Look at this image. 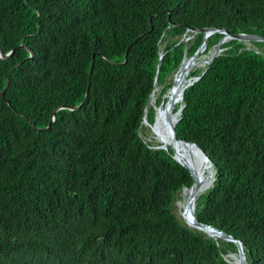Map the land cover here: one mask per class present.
Returning a JSON list of instances; mask_svg holds the SVG:
<instances>
[{"label":"trees","instance_id":"16d2710c","mask_svg":"<svg viewBox=\"0 0 264 264\" xmlns=\"http://www.w3.org/2000/svg\"><path fill=\"white\" fill-rule=\"evenodd\" d=\"M207 28L264 37V0H0V48L16 50L0 58V264H234L235 243L175 211L193 185L187 151L146 140L144 124L171 88L169 132L205 71L190 58L205 34L184 37ZM222 49L175 108L177 137L214 165L198 221L264 264V42ZM185 57L194 71L173 84Z\"/></svg>","mask_w":264,"mask_h":264},{"label":"water","instance_id":"95a60500","mask_svg":"<svg viewBox=\"0 0 264 264\" xmlns=\"http://www.w3.org/2000/svg\"><path fill=\"white\" fill-rule=\"evenodd\" d=\"M155 16H153L151 18V22H152V19L154 18ZM190 32H194V33H204L205 34V38H204V42L202 44V46L199 48V50L196 52V54L194 56H191L190 58H194V57H200V55L206 50L207 48V40L208 38H210L211 36H213L214 34H217V33H221L223 34V38L218 42V44L216 45V48L215 50L210 54V56L204 61V60H200L199 62H204V66L203 68H205V71L202 73L201 77H196V78H192V82L190 83L189 87L193 86L196 82H198L205 74L206 72L208 71L210 65L221 55V53L223 52V49H222V45L224 43H226L227 41L229 40H237V41H240V42H245L247 44H252L254 42H264V37L263 36H259V35H255V34H233V33H230L228 30L226 29H216V28H207V29H203V30H197V29H188L187 30V33L184 37L185 40H189V38L187 37L188 34ZM140 38V37H139ZM131 47H129L128 51H127V54H126V58H127V55L129 53V50H130ZM18 49H24V50H27L30 54V56L28 57V59H33L35 57V53L30 50L29 48H27L26 46H20ZM15 52L16 50H13L12 52L8 53V54H5L1 48H0V58L2 59H10L12 58L14 55H15ZM186 58V57H185ZM184 58V60H185ZM164 59V54H161L160 55V63H159V68L161 66V63ZM94 60L95 58H93V64H92V69H91V72H90V81H91V78H92V74H93V68H94ZM183 60V61H184ZM127 61V60H126ZM125 61V63H126ZM23 64V62H20L18 63L15 68H18L19 66H21ZM14 68V69H15ZM14 69L11 70L10 72V75H9V78H8V81H7V84L4 88V90L1 92V97L3 99L6 100V102L11 105V103L5 98V94H6V91L9 87V84H10V81H11V78H12V75L14 73ZM89 85H90V82H89ZM188 87V88H189ZM186 91V90H185ZM185 93V92H184ZM166 96V95H165ZM165 96H164V100H165ZM183 99H184V95H183ZM152 100V96L150 98V101ZM164 100H163V103H164ZM84 103V102H83ZM83 103L80 105V106H72V107H69V106H61L59 107L55 112L54 114H56L58 111L60 110H63V109H68V110H71V111H75L77 109H79ZM162 103V105H163ZM161 105V107H162ZM160 107V108H161ZM184 105H182L180 107V109L174 114V116H178L176 118V121L174 122V125L172 126V136L175 140H177L178 142L180 143H183V144H190V145H193L195 147H197L201 152L202 154L206 157V159L209 161L210 163V167L212 169V172H213V175L215 174V170H214V165H213V162L211 161V159L208 157V155L195 143H191V142H187V141H184V140H179L178 137H177V124L180 120V116L182 114V111L184 109ZM19 116L23 117L21 114H18ZM27 122H29L28 119H25ZM55 121V115L53 116L52 118V121H51V124ZM146 123V120L144 121V124ZM148 123V122H147ZM35 128H37L35 125H33ZM50 128V126L46 129L48 130ZM160 148H163L161 146H159ZM164 149V148H163ZM192 176V175H191ZM193 178V176H192ZM191 190V195H190V199L188 198L187 199V205L190 203L191 204V212H192V217H193V220H194V223H193V227L192 228H195V229H198L200 231H203L205 232L208 236L214 238L215 240H219V239H222V240H225V241H229V242H233L236 244L237 248H238V258H239V262H233L234 264H248V260H247V256H246V253L244 251V247H243V244L240 240H237L236 238H234L233 236L223 232V231H220L219 229L215 228L214 226H210V225H205V224H202L198 221L197 217H196V200H197V184H196V181L195 179L193 178V185L191 186V188H189ZM187 189L184 190L183 194L185 193ZM209 228L211 229L212 231L216 232V235L212 236L210 235L209 233L206 232V229Z\"/></svg>","mask_w":264,"mask_h":264},{"label":"bare ground","instance_id":"6f19581e","mask_svg":"<svg viewBox=\"0 0 264 264\" xmlns=\"http://www.w3.org/2000/svg\"><path fill=\"white\" fill-rule=\"evenodd\" d=\"M186 60H187V57L181 63L180 68L175 73L174 80L187 73V71H183L181 69L183 64L186 62ZM205 60L206 59H204V61ZM201 63H202V67H203L204 62H201ZM199 66H201V65H199ZM189 85H190V83L188 84V86L182 88L181 93H180L181 97H180V100H178V103H181V99L183 102L184 92L189 87ZM155 94H156V92L152 95V100L154 99ZM166 97H167V95L165 96V99H166ZM173 100H174V97H173ZM172 103L173 102H171L169 109L173 108ZM164 104H165V100H164L162 107L158 109V114H157V119H156L157 132L155 133V135H156L157 142H159L160 146L163 147L164 149H167L169 147H174V148L177 147V148L185 149L187 151V156L191 160V165H192V168L194 170V174H193V172L189 169L191 172V175L193 176V178L195 179L196 184H197V194H196L197 196L196 197L198 198L200 195L205 193L212 186V183L214 180V175H213L212 169L210 167V163L197 147L190 145V144L180 143L173 138L172 126L174 125V122L176 121V118L178 116H175L174 122H171L169 120V132H166L163 129V122L164 121H162L163 119L160 120V111L163 108ZM172 117H173V115L170 113V119ZM145 124H148L147 120H146ZM190 195H191V190L187 189L184 193L185 199H187V197L190 199ZM181 207H182V214H181L182 217L184 218V220L186 221V223L190 227H193L194 220H193L192 212H191V204L189 203L187 205V202H186V204H184V205L181 204ZM206 232L212 236L216 235V232L212 231L209 228L206 229ZM232 260L234 262H239V258L237 256H233Z\"/></svg>","mask_w":264,"mask_h":264},{"label":"rangeland","instance_id":"374dc122","mask_svg":"<svg viewBox=\"0 0 264 264\" xmlns=\"http://www.w3.org/2000/svg\"><path fill=\"white\" fill-rule=\"evenodd\" d=\"M212 53V52H211ZM203 54V53H202ZM210 56V54L209 55H203V56H201V57H199L198 59H200V60H204V59H207L208 57ZM185 67V68H184ZM201 68H203V67H200L199 65L196 67V69L195 70H197V69H201ZM183 71H187V73L185 74V75H182V76H180L179 78H176L175 80H174V76H175V73L173 74V77H172V83L174 84L175 82H179V80L180 81H182L183 79H185L192 71H194V68H191V67H189V68H186V62L183 64V66H182V68H181ZM172 87H173V85H172ZM171 89V88H170ZM170 89L168 90V92H167V94L169 93V91H170ZM158 92H159V89H157L156 90V94H158ZM166 94V95H167ZM156 101V95H155V97H154V99L152 100V103H154ZM168 102H169V100L167 99V97H166V99H165V104H164V106H163V108L161 109V110H167L168 108ZM181 103H178L177 104V106H179ZM176 106V107H177ZM175 107V108H176ZM175 108L173 109V113H176L175 112ZM162 112H160V120H162V121H165V119H164V116H165V114L166 113H164V114H161ZM157 114H158V111H157ZM156 119H157V117H156ZM159 120V121H160ZM163 124H164V122H163ZM146 126H148V127H150V130L147 132V138H146V140H149V141H154V143H156L157 145H159L160 146V143L159 142H157V139H156V135H155V133L157 132V128H156V121H155V126H150V124L148 123V124H146ZM187 199H188V197H187ZM187 199H185V196H184V194H182V199L181 200H179L178 201V203H177V208H176V213H177V215L179 216V217H181V219H182V221H184L185 223H186V221L184 220V218L182 217V207H181V204L182 205H184V204H186V202H187ZM187 224V223H186ZM188 225V224H187Z\"/></svg>","mask_w":264,"mask_h":264}]
</instances>
